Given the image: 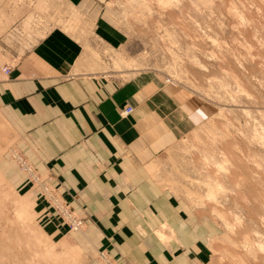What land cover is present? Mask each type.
<instances>
[{
    "label": "crops",
    "instance_id": "0c3cea01",
    "mask_svg": "<svg viewBox=\"0 0 264 264\" xmlns=\"http://www.w3.org/2000/svg\"><path fill=\"white\" fill-rule=\"evenodd\" d=\"M114 1L61 0L66 16L87 26L86 43L57 24L24 19L10 27L5 46L0 38V118L41 184L85 219L87 230L74 239L87 264H98L96 250L122 264H193L214 226L148 170L198 124V112L156 75L122 79L93 68L98 64L86 45L111 52L128 41L120 10L109 6ZM128 106L132 112L122 114ZM0 158L8 181L27 187Z\"/></svg>",
    "mask_w": 264,
    "mask_h": 264
},
{
    "label": "rangeland",
    "instance_id": "374dc122",
    "mask_svg": "<svg viewBox=\"0 0 264 264\" xmlns=\"http://www.w3.org/2000/svg\"><path fill=\"white\" fill-rule=\"evenodd\" d=\"M162 1L163 0H160L161 4H158L157 0H118L110 2V7L120 10V22L127 31L128 36L126 46H124V48L113 50L111 52L106 48L101 47L97 43L94 44L93 50H91L87 45L85 47L88 51H90L91 55L95 58V62L98 64L95 65L94 68L108 71L111 70V74H116L122 79H128L132 77V75L136 72L156 75L162 80L163 84H166L176 91H179L182 96H184L188 100H191L192 109L196 108V111L198 112V124L190 132L181 136L176 144L159 158L158 166L155 169L153 168L152 170V175L158 185L167 190L170 194H174L175 197L182 198L184 202L189 204V206L196 212V214H198L200 217L206 216V218L212 223V226H214L213 231H207L208 237L211 236V238L204 242V244L202 245V253H200V256H198L199 259L194 261L193 264H254V262L256 264H264L261 263L263 262L261 260L264 259V255L259 257L263 252L261 250V253L258 251L259 248L257 245L260 242L259 245L262 244L261 249L264 248V240H262L264 239V224L262 223L264 222V206H262L264 204V201H261L264 200V192H262L264 188H262L263 190L260 192L261 187H264V184L261 183L258 185L260 190L259 188L256 189L257 185H255L256 182L260 183L261 181H264V178H261L264 177V172L262 170L264 169V146L262 147V144L264 145V141L263 143L261 142V136H263L264 139V1L166 0L169 3L165 0L163 1L164 3H162ZM229 3L232 6L229 5ZM165 5H168L169 7H165ZM225 5L229 6L226 7ZM59 8L64 9L62 11L63 17L59 16V12L57 11L59 10ZM40 10H42V13L49 12L51 13V15H43V17H40ZM231 10L233 12L232 14H230ZM53 13H56V16H53ZM66 13L67 8L65 7L64 3L61 2V0H0V38L3 41V46H5L6 44L5 36L10 27L15 23L22 25L24 19H27V22L29 23L32 21L34 24L40 25L57 24L67 32L74 34L78 38H82L86 43V37L88 36L87 26L77 18H72L71 20L68 16H66ZM32 14L36 15L33 17L31 16ZM233 14L234 16L232 17L231 15ZM234 17L236 22L234 20ZM237 22H239V24H236ZM241 22H244L242 23V26L245 30L242 29ZM260 24L262 27L259 26ZM235 25H239V28ZM240 27L242 30L240 29ZM258 29L262 31L260 32V30ZM254 30H257L258 32H255ZM254 35H256V38H254ZM249 53L251 56L249 55ZM2 54H4V51L2 53V51L0 50V59H2ZM117 56L124 58V60L120 62L119 67L117 66V64H115V57ZM253 56H255L256 58ZM260 58L263 62L259 60ZM134 63H136L137 65ZM134 65H136V69L138 70H131L135 69L133 68ZM249 74L251 75L249 76ZM230 75H234L235 79H237V77L239 76L238 78L241 81L239 79L238 81H240V85L244 87L243 93H245L246 91L249 96L251 94L250 101L248 96V98L244 97L246 96V94L241 96L240 98L242 92H239L238 89L237 93L239 92L241 94L239 95V93H235L237 88L235 82L237 80H234V77ZM249 77L252 79H250ZM230 78L233 80H231ZM167 80H170L171 82H168ZM223 82L224 85L221 84ZM259 82H261L262 84H259ZM220 84L222 88L220 87ZM227 86L231 87L230 91V87L227 88ZM226 90L228 95L230 94L229 96L224 93L226 92ZM233 90L235 91L232 93L231 91ZM234 93L235 95H237L235 96ZM229 97H233L234 102L237 100L238 101L234 103L233 98L230 99ZM227 98H229V100ZM253 98H255V101L253 100ZM230 100H232V102ZM259 108L261 111L259 110ZM239 109H242L243 111H240ZM244 110L246 111L244 112ZM254 110H256L257 113ZM218 112L221 114H219ZM242 112H244V114H248V112H250L251 115L246 114L245 116ZM254 112L255 114L252 116ZM259 114L263 115L262 118ZM246 117H249L250 120H247L248 118ZM220 119H222L223 121ZM224 119L226 121H224ZM244 119L247 121H245ZM252 119L255 125L252 123ZM0 122V124L5 128V130L0 129L3 133H5L3 134L0 131V135H4L3 137H0V145H3L2 148L0 146V157L5 156L6 160L11 165H13L18 175L20 174L22 179L26 180L27 184V187L25 186L23 188H17L8 181L4 174L0 172V189H2L3 191L5 190V194H3V191L0 190L4 195L3 198V195L0 194L2 195V199H4L3 201L0 197V239L2 238L4 239V241L10 244L11 253H13V255H10L9 258H7L11 253H8L9 251L5 252V257L3 259H1V257L0 261L3 260L5 262H3V264H51L52 259H50L49 257V259H47L51 260L50 263L49 261H45L46 259L43 256L42 259L44 258L45 260H43L47 263L40 259L43 247L48 244L52 246H50L53 251H51L52 254L55 253L58 256L59 259L56 257V259L58 260L57 262H60L62 260L66 263L69 258L68 261H70L71 259V263L68 262L69 264H87L84 252L79 248L77 244L78 242H76L74 239V234H84L87 230L88 225L85 222V219L78 213L76 209H72L70 203L65 201L58 192H55V190L51 186H48L47 184H41L40 176L35 171L33 165L23 156V154L19 150H17V148L12 146V140L10 139V136H7L8 130L5 122L1 118ZM245 122H247V124ZM252 124L255 127L253 128L254 130L252 129ZM259 126L261 130H259ZM256 127L258 130L256 129ZM255 130L257 132H255ZM247 131L248 134L251 133L249 134L251 137L254 133L256 134H254L253 138H251L249 135H247ZM194 134L196 135V138L195 136H193ZM258 134L260 135V138ZM226 135L229 136L226 137ZM249 138H251V141L249 140ZM256 138L258 139V141H254L257 140ZM210 139H212V142L210 141ZM227 139L229 140V145L226 144L228 143V141L226 142ZM252 139H254L253 141L255 143H251ZM230 143L236 144H232V148L234 146L237 147V149L234 147L237 152H235L234 149L231 150V147H228L230 146ZM257 144L259 146H257ZM15 151L23 156V160L27 165H30L33 172L31 173L32 175L29 174L27 165L24 164L22 160L16 159V157L13 156V153H15ZM222 151L227 152L230 157L233 156L232 158L237 156L235 157V161L238 158H240L241 160V158L244 156L242 158L243 161L241 160V162L246 161V165H251L248 164V162L252 163V167H246V165L241 164L240 161V163H234V159H232L231 166L228 164L230 166V170L228 171L229 168H227V171H222V173L224 172L226 174V179L228 178L227 172L229 173L228 175H230V177L224 182L225 187L227 188L223 189L222 191H217L215 195V198L217 199H215L213 202L216 203V206L218 208L221 209L222 207V209L224 208L226 209V211L228 210L227 215L230 216V218H228L230 221L235 217H238L239 219L241 217L240 220L243 222V227L248 228V230L246 229L247 231L244 228L245 232H242L243 234H236L233 231H230L229 233V231H227L228 229L225 228V226L222 224L221 219L217 218L213 212L211 214V210L209 209L210 207L205 206H212L211 204H213L212 202L211 204L210 202L207 203V201L204 200V190H207V186H205V183L206 181L208 182L209 179L211 181L219 174L217 171L213 173L209 169L210 166L208 167V165H206L204 157H206L207 155L209 156L210 154L219 160L222 156ZM229 153L232 154L230 155ZM247 155H249L250 157ZM248 157L249 159L246 160ZM254 158L256 159V161L258 160L257 163L260 162L261 165L259 163L257 166H253V163L257 164L256 162H254ZM238 163L240 165H238ZM234 165L235 167L231 168ZM258 166H261L262 169L261 167L259 169ZM237 167L241 168L239 172L243 173L242 175L238 174L239 172L236 173L239 169ZM257 167L258 170H256ZM233 170H237L235 173L238 174L234 179L244 178L242 179L243 181L241 180L242 185L240 184V182L237 183L238 186L234 185V187H236L235 190L238 191L237 195L241 194V197L243 194V197L241 198L237 197L236 193H230V186L227 184L229 179L235 176V173L233 174ZM242 170L243 172H241ZM245 170L249 173H251L252 170L257 171L259 173L258 176H261H259L261 180L257 177L256 180H259L253 184L252 182L256 178L255 176L253 177V175H255L256 172L254 171V174L252 172L251 174L247 175V172L246 174L244 172ZM230 171H233V176H231ZM212 174H214V176ZM239 175H241L242 177ZM250 175H252L251 180L252 178H254L253 181L249 180ZM247 179L249 182L247 181ZM243 183H247L249 186H244L245 184L243 185ZM2 185L4 187H2ZM241 187L245 190H243ZM245 187H248V190ZM47 189H49L59 199V201L66 206L68 213L76 218L82 219V221L84 222L83 227L74 231L70 229L69 226H67L64 217L59 213L60 210L58 211L54 209L52 202L48 199ZM226 189H228V191ZM255 189L257 192L255 191ZM8 191H10V195H7ZM191 192H193V195ZM261 194L262 196L261 198H259V195ZM18 195L31 202L32 210L34 213L36 212L35 214L33 213V215L35 216H32L33 218L28 213L27 221L23 220L26 226L25 224H22L23 222L21 223L20 215L19 213H17V209L15 210L17 198L20 200ZM9 196L11 200L8 199ZM232 196H235L236 199ZM192 197H194V199ZM219 197L220 199H218ZM232 200L233 202H236V204H234ZM12 201L14 203H12ZM219 201L224 205H220ZM239 206L242 208H240ZM254 214L255 216H253ZM260 215L263 216V220L261 219ZM30 217L32 221H28V219L31 220ZM259 217L260 219H258ZM27 224L30 226V228L32 227L30 229V232L29 228L27 230V227H29ZM242 229L243 228H241L240 230ZM34 230L35 232H33ZM42 232L46 237L43 236ZM212 232L213 234L210 235L209 233ZM33 233H37V236ZM21 234H23L24 236ZM30 234L36 237H34L33 240H38V235L44 237L45 239L40 238L39 240H42L41 242H43V244L46 243V245L44 244L45 246L42 247V243L38 241L36 242V240V243H33V240L31 241V238L33 236H30ZM154 234L162 242L166 240V236H163L159 231H155ZM231 236L232 239H229L228 237L231 238ZM242 236L244 239L242 238ZM244 236H246V238ZM258 238H260V240H257ZM245 239L248 241L249 239L252 240L249 241V245L245 246L243 250V243ZM234 240L237 243H235ZM252 241L255 245L252 244ZM255 241H258V243H256ZM212 242H214L213 244L219 243V245L223 246L222 249L221 246H219L218 249L215 245V247L217 248L215 249L218 251L220 250L219 252L221 253L216 250H211L212 247H210L209 244ZM63 243L77 245V247L80 249L81 254L76 256L77 254L75 253L77 252L74 253L72 250L73 248H67V252L70 251L69 253H71L72 255L68 254L66 250H64L67 245L65 246ZM255 247L257 249H255ZM246 248H248V251L246 250ZM249 248H252V251L247 255V253L249 252ZM235 250L238 252V254L237 252H235ZM225 251L228 252L227 255H225ZM243 251H246L247 253ZM65 252L68 254V256H71L65 258V256H67ZM38 253H40V255ZM243 253H245L247 256H244L245 254ZM236 254L237 257L235 256L234 258L233 255ZM251 254L253 258L248 257ZM37 255L39 257H37ZM74 256L77 258L75 259ZM79 256L81 257V259L78 258ZM238 257L241 261H238ZM77 259L81 261L79 262L77 261ZM95 259H98V264H122L121 261L111 257L104 250H99L98 252L96 250Z\"/></svg>",
    "mask_w": 264,
    "mask_h": 264
},
{
    "label": "bare ground",
    "instance_id": "6f19581e",
    "mask_svg": "<svg viewBox=\"0 0 264 264\" xmlns=\"http://www.w3.org/2000/svg\"><path fill=\"white\" fill-rule=\"evenodd\" d=\"M157 1H158V4H161V3H160V0H157ZM163 1H164V0H163ZM163 1H162V3H164ZM165 1H166V0H165ZM169 1H171V0H169ZM177 1H178V0H177ZM263 1H264V0H263ZM166 2H168V1H166ZM166 2H165V3H166ZM249 2H250V1H249ZM168 3H169V2H168ZM238 3H239V2H238ZM246 4H249V3H246ZM229 5H231V4L229 3ZM229 5H227V6H229ZM160 6H161V5H160ZM167 6H168V5H165V7H167ZM225 6H226V5H225ZM227 6H226V7H227ZM231 6H232V5H231ZM247 6H250V5H247ZM251 6H252V5H251ZM253 6H254V5H253ZM161 7H162V6H161ZM168 7H169V6H168ZM255 7H256V6H255ZM256 8H257V7H256ZM228 9H229V7H228ZM230 9H233V8H230ZM254 9H255V8H254ZM257 9H258V8H257ZM163 10H164V9H163ZM258 10H259V9H258ZM228 11H229V10H228ZM257 12H258V11H257ZM232 13H233V12H232V10H231L230 14H232ZM235 14H236V13H235ZM236 15H237V14H236ZM231 16L233 17L234 14L231 15ZM234 20H235V17H234ZM234 20H232V21H234ZM238 21H239V20H238ZM235 22H236V20H235ZM239 22H240V21H239ZM239 22H237L236 24H239ZM250 22H251V20H250ZM242 23H244V22H241V26L243 25ZM245 25H246V24H245ZM233 26H234V25H233ZM235 26L239 28V25H238V26L235 25ZM246 26H247V25H246ZM259 26H261V24H260ZM244 27H245V26H244ZM251 27H252V26H251ZM261 27H262V26H261ZM247 28H248V27H247ZM259 28H260V27H259ZM234 29H235V28H234ZM240 29H241V27H240ZM242 29H244L243 26H242ZM242 29H241V30H242ZM253 29H254V28H253ZM223 30H224V29H223ZM244 30H245V29H244ZM258 30H260V29H258ZM262 30H263V28H262ZM262 30H260V32H261ZM236 31H237V29H236ZM254 31L256 32L257 30H254ZM255 32H254V33H255ZM257 32H258V31H257ZM263 32H264V31H263ZM248 34H249V33H248ZM255 34H256V33H255ZM262 35H263V34H262ZM239 36H240V35H239ZM245 36H246V34H245ZM245 36H244V37H245ZM250 36H251V34H250ZM255 36H256V35H254V38H256ZM257 37H258V36H257ZM238 43H239V42H238ZM246 43H247V42H246ZM116 54H118V53H116ZM249 55H250V53H249ZM255 55H256V54H255ZM250 56H251V55H250ZM257 56H258V55H257ZM253 57H255V56H253ZM255 58H256V57H255ZM221 59H222V58H221ZM123 60H124V58L117 56V57H115V64H117V66L119 67V66H120V65H119L120 62L123 61ZM223 60H224V59H223ZM259 60L261 61V58H260ZM262 60H263V59H262ZM131 61H132V60H131ZM224 61H225V60H224ZM263 61H264V60H263ZM263 61H261V62H263ZM133 62H134V61H133ZM133 62H132V63H133ZM254 62H255V60H254ZM134 64H136V63H134ZM223 64H225V63H223ZM257 64H258V63H257ZM136 65H137V64H136ZM136 65L133 66V68H135V69H131V70H137V69H136ZM255 66H256V65H255ZM260 66H261V64H260ZM245 67H246V66H245ZM263 67H264V66H263ZM93 68H94V67H93ZM260 70H261V69H260ZM262 73H263V72H262ZM231 74H234V73H231ZM247 75H248V74H247ZM250 75H251V74H249V76H250ZM230 76L234 77V75H230ZM237 76H238V75H237ZM238 77H239V76H238ZM238 77H237V79H235V77H234L233 79L238 81V79H239ZM227 78H228V76H227ZM249 78H250V77H249ZM230 79H231V78H230ZM233 79H231V80H233ZM250 79H252V78H250ZM227 80H228V79H227ZM239 80H240V79H239ZM245 80H246V79H245ZM256 80H257V79H256ZM167 81L169 82L170 80H167ZM174 81H175V80H174ZM228 81H229V80H228ZM237 81L235 82V83H236L235 85H236V87H237V88H236V91L233 90V91H231V92L233 93V92L235 91V93H237V89H238L239 92H242V95H240L241 93L238 92L239 95H240V98H241V96H243V95L246 94V96H244V97H246V98L249 97V101H250V96H251V94H250V96H249V94L246 93V91H245V93H243V92H244V89H243L244 87H242V86L240 85L241 83H239L241 80L238 81V82H237ZM258 81H259V80H258ZM261 81H262V80H261ZM170 82H171V81H170ZM172 82H173V81H172ZM225 82H227V81H225ZM260 83H261V82H259V84H260ZM221 84L224 85V82L221 83ZM221 84H220V87H221ZM231 84H234V83H231ZM261 84H262V83H261ZM158 85H159V84H158ZM161 85H162V84H161ZM176 86H177V85H176ZM231 86H232V85H231ZM228 87H230V86H227V88H228ZM259 87H260V86H259ZM221 88H222V87H221ZM233 88H234V85H233ZM230 89H231V87L229 88V91H230ZM248 92H249V91H248ZM215 93H216V92H215ZM220 93H221V92H220ZM224 93H226L227 96L230 95V94L228 95L227 90H226V92H224ZM232 93H231V94H232ZM235 93H234V95H235ZM238 93H237V94H238ZM260 93H261V92H260ZM237 94H236V95H237ZM247 94H248V95H247ZM263 94H264V93H263ZM222 95H223V94H222ZM232 95H233V94H232ZM236 95H235V96H236ZM239 95H238V98H239ZM214 96H215V95H214ZM216 96H218V95H216ZM220 96H221V95H220ZM225 96H226V95H225ZM235 96H234V97H235ZM247 96H248V97H247ZM229 98H230V97H229ZM229 98H227V99L229 100ZM232 98H233V97H232ZM232 98H230V99H232ZM238 98H237V99H238ZM251 98H252V97H251ZM227 99H226V100H227ZM228 100H227V101H228ZM235 100H236V98H235ZM253 100L255 101V98H253ZM260 100H261V99H260ZM219 101H220V100H219ZM223 101H224V100H223ZM230 101L232 102V100H230ZM237 101H238V100H237ZM237 101H235V102H237ZM247 101H248V100H247ZM233 102H234V98H233ZM235 102H234V103H235ZM239 102H240V101H239ZM219 103H220V102H219ZM240 103H241V102H240ZM225 104H226V103H225ZM253 104H254V103H253ZM253 104H252V105H253ZM214 105H215V104H214ZM224 107H225V106H224ZM182 109H183V108H182ZM182 109H181V110H182ZM222 109H223V108H222ZM225 109H226V108H225ZM223 110H224V109H223ZM223 110H221V111H223ZM239 110H240V109H239ZM241 110H242V109H241ZM241 110H240V111H241ZM259 110H260V108H259ZM259 110H258V112H259ZM224 111H225V110H224ZM242 111H243V110H242ZM245 111H246V110H244V112H245ZM249 111H250V110H249ZM254 111L257 113L256 110H254ZM260 111H261V110H260ZM219 112H220V111H219ZM219 112H218V113H219ZM244 112H242V113H243V115L246 116L247 113L244 114ZM255 112L252 114V116L255 114ZM219 114H221V113H219ZM249 114L251 115L250 112H248L247 115H249ZM260 114H261V113H260ZM260 114H259V115H260ZM222 115H223V114H222ZM259 115H258V116H259ZM260 116H261V118H262L263 115H260ZM246 118H248L247 120H250L249 117H246ZM255 118H256V115H255ZM261 118H259V119H261ZM220 120H222V119H220ZM220 120H219V121H220ZM244 120H245V119H244ZM247 120H245V121H247ZM222 121H223V120H222ZM224 121H226V120L224 119ZM252 121H253V119H252ZM252 121H251V122H252ZM249 122H250V121H249ZM0 123H1V122H0ZM211 123H213V122H211ZM245 123L247 124V122H245ZM252 123L254 124V121H253ZM218 124H219V122H218ZM220 124H221V123H220ZM250 124H251V123H250ZM253 124L251 125V126H252V129L255 128V127L253 126ZM0 125H1V124H0ZM210 125H211V124H210ZM213 125H214V124H213ZM254 125H255V124H254ZM2 127H3V128H2ZM212 127H214V126H212ZM261 128H262V127H261ZM0 129L5 130L4 126H2V125H1ZM256 129H257V127H256ZM253 130H254V129H253ZM253 130H252V131H253ZM257 130H258V129H257ZM259 130H261V129H260V126H259ZM0 131H1V130H0ZM1 132H2V131H1ZM249 132H250V131H249ZM253 132H254V131H253ZM253 132H252V133H253ZM255 132H257V131L255 130ZM258 132H259V131H258ZM260 132H261V131H260ZM2 133H3V132H2ZM228 133H229V131H228ZM3 134H5V133H3ZM3 134H2V135H3ZM243 134H244V133H243ZM249 134H251V133H249ZM249 134H248V131H247V135H249ZM254 134H256V133H254ZM254 134H253V135H254ZM262 134H263V133H262ZM219 135H220V134H219ZM219 135H218V136H219ZM253 135H252V137H251L250 135H249V136H250L251 138H253ZM258 135H259V134H258ZM3 136H4V135H3ZM3 136L0 135V137H3ZM5 136H6V135H5ZM7 136H8V135H7ZM193 136H195V138H196V135H195V134H194ZM197 136H198V135H197ZM206 136H207V135H206ZM224 136H225V135H224ZM227 136H229V135H226V137H227ZM226 137H225V138H226ZM230 137H231V134H230ZM243 137H244V136H243ZM261 137H262V138H261V140H262L261 142L263 143V141H264L263 136H261ZM197 138H198V137H197ZM209 138H210V137H209ZM211 138H213V137H211ZM225 138H224V139H225ZM246 138H248V137H246ZM246 138H245V139H246ZM251 138H249V140H250ZM259 138H260V135H259ZM0 139H1V138H0ZM221 139H223V138H221ZM242 139H243V138H242ZM254 139H255V137H254ZM254 139H252V142H251V143H255L254 141H258L257 138H256L257 140H254ZM249 140H247V141H249ZM253 140H254V141H253ZM0 141H1V140H0ZM3 141H4V140H3ZM210 141L212 142V139H210ZM227 141H228V143H226V144L229 145V140L227 139L226 142H227ZM244 141H245V140H244ZM250 141H251V140H250ZM211 142H210V143H211ZM231 142H232V141H231ZM259 142H260V140H259ZM239 143H240V142H239ZM247 143H248V142H247ZM221 144H222V143H221ZM232 144H233V143H230V146H228V147H231V148H232L233 145H236V144H233V145H232ZM249 144H250V143H249ZM258 144H259V143H258ZM258 144H257V146H259ZM223 145H224V143H223ZM260 145H261V143H260ZM0 146H1V145H0ZM2 146H3V145H2ZM2 146H1V148H2ZM237 146H239V145H237ZM248 146H249V145H248ZM263 146H264V145L262 144V147H263ZM234 147H235V146H234ZM234 147H233L232 149H231V148H229V149L233 150ZM235 148L237 149V147H235ZM234 150H235V149H234ZM243 150H244V149H243ZM239 151H240V150H239ZM244 151H245V150H244ZM232 152H233V151H232ZM235 152H237V150H235ZM235 152H234V153H235ZM242 152H243V151H242ZM13 154H14V153H13ZM221 154H222V156H221V158H220L219 160L216 159V157H214L213 155H210V154H209V156L207 155L206 157H204V160L206 161V165H208V167L210 166L209 169H210L213 173H215V172L217 171L218 174H219L217 177H214L211 181H210V179H209V180L207 179L208 182L206 181V183H205V184H206L205 186H207V190H206V189L204 190V191H205L204 200L207 201V203L210 202V204H211V202L213 203L215 199H217V198H215V195H216L217 191H222L223 189L227 188V187H225L224 182H225V180H227V179L230 177V175H228L229 173L227 172V176H228V178L226 179V174H225L224 172L222 173V171H223V170L225 171L227 168H229V167L231 166L232 159H234V163L237 164V162H239V161L241 162L242 158L244 157V156H243V157L241 158V160H240V158H238L239 160L236 158L237 160L235 161V157H237V156H235L234 158H232L233 156L230 157V156L227 154V152H224V151H222ZM229 154L231 155L232 153H229ZM240 154H241V153H240ZM240 154H238V155H240ZM247 154H248V153H247ZM236 155H237V154H236ZM254 155H255V154H254ZM241 156H242V155H241ZM241 156H238V157H241ZM247 156H249V155H247ZM255 156H256V155H255ZM245 157H246V156H245ZM249 157H250V156H249ZM249 157H248L246 160H248ZM251 158H252V157H251ZM20 160H21V159H20ZM260 160H261V159H260ZM242 161H243V160H242ZM249 161H250V160H249ZM257 161H258V160H257ZM257 161H256V159L254 158V162L257 163ZM240 162H239V163H240ZM239 163H238V165H240ZM259 163H260V162H259ZM259 163H257V164L253 163V166H254V165L257 166ZM24 164H25V163H24ZM228 164H229L230 166H229ZM241 164L246 165V161L241 162ZM248 164H251V165H246V167H247V166H251V167H252V163H249V162H248ZM262 164H263V163H262ZM232 165H233V164H232ZM260 165H261V163H260ZM256 166H255V168H256ZM24 167H25V166H24ZM234 167H235V165H234L233 167H231V168H234ZM244 167H245V166H244ZM246 167H245V168H246ZM258 167H259V166H258ZM258 167H257L256 170H258ZM260 167H261V166H260ZM260 167H259V169H260ZM237 168H239V167H237ZM248 168H249V167H248ZM253 168H254V167H253ZM255 168H254V169H255ZM26 169H27V168H26ZM242 169H244V168H242ZM246 169H247V168H246ZM249 169H250V168H249ZM261 169H262V167H261ZM31 170H32V169H31ZM152 170H153V167H151L148 171H151V172H152ZM207 170H208V169H207ZM229 170H230V168L228 169V171H229ZM239 170H241V168H239L238 171L236 170L237 172L234 171V170H233L234 172H233V171H232V172H233V174H234L235 172L238 173ZM250 170H251V169H250ZM262 170H263V172H264V169H262ZM200 171H201V170H200ZM226 171H227V170H226ZM254 171H255V170H252L251 173L253 172V174H254ZM260 171H261V170H260ZM230 172H231V171H230ZM232 172H231V176H233ZM241 172H243V170H242ZM244 172H245V174H246L247 171L245 170ZM255 172H256L255 175L252 174L253 177H254V176L256 177L255 179L252 178V180H251V176H252V175L249 176V177H250L249 180L253 181V179H254V181L252 182L253 184H254L256 181H258L259 179L261 180V178H264V177H261V176L259 175V176L261 177V178H260V177L258 176L259 173H258L257 171H255ZM236 173H235V176L231 177V179H229L228 183H227V182H226V183L230 186V187H229V188H230V189H229V190H230V193L233 192V194L236 193V195H237V194H238V191L235 190L236 187H234V185L238 186L237 183H239V182H240V184H241V180L244 179V178H242V179H241V178H240V179H234L238 174H241V175L243 174V173H240V172H239L238 174H236ZM251 173L247 172V175H249V174H251ZM29 174H31V173H29ZM154 174H155V173H154ZM245 174H244V175H245ZM256 174H257V175H256ZM31 175H32V174H31ZM212 175L214 176V174H212ZM215 175H216V174H215ZM241 175H239V176H241ZM1 177H2V176H1ZM241 177H242V176H241ZM243 177H244V176H243ZM257 177L259 178L258 180H256ZM203 179H204V178H203ZM237 180H240V181H237ZM242 181H243V180H242ZM244 181H245V180H244ZM247 181H248V179H247ZM245 182H246V181H245ZM248 182H249V181H248ZM263 182H264V181H263ZM263 182H262V181H261L260 183H259V182H258V183L256 182V183H255V185H257V186H256V189L259 188V186H258L259 184H261V183L264 184ZM201 183H203V182H201ZM227 184H226V185H227ZM244 184H245V183H243V185H244ZM8 185H9V184H8ZM241 185H242V184H241ZM246 185H248V184L246 183L244 186H246ZM6 186H7V185H6ZM248 186H249V185H248ZM2 187H4V186L2 185ZM7 187H8V186H7ZM9 187H10V186H9ZM231 187H233V188H231ZM242 187H243V186H242ZM242 187H241V188H242ZM254 187H255V186H254ZM238 188H239V187H238ZM241 188H240V189H241ZM245 188H246V187H245ZM262 188H264V187H261V190H260V188H259L260 192L263 190ZM49 189H50V188H49ZM242 189L245 190L244 188H242ZM246 189L248 190V187H247ZM256 189H255V191H256ZM0 190L3 191L2 189H0ZM226 190L228 191V189H226ZM237 190H238V189H237ZM259 190H258V194H259ZM1 191H0V194H2V193L5 194V192H4L5 190H4L2 193H1ZM9 192H10V191L7 192V193H8L7 195H10ZM224 192H225V191H224ZM256 192H257V191H256ZM262 192H264V190H263ZM11 193H12V192H11ZM191 193H192V195H193V192H191ZM239 193H240V192H239ZM254 193H255V192H254ZM3 194H2V195H3ZM228 194H229V193H228ZM228 194H227V195H228ZM262 194H263V193H262ZM262 194L259 195L260 197H259V196H257V197L261 198ZM2 195H0V197H1ZM192 195H191V196H192ZM196 195H197V194H196ZM225 195H226V194H225ZM240 195H241V194L237 195V197H240ZM256 195H257V194H256ZM5 196H6V195H5ZM18 196H19L20 200H19L18 198H17V201L14 200V201H16V207H15V210L17 209V213H19V215H20L21 223L23 222L22 224H25V222H24L23 220L27 221V215H28V213L31 215V217L34 216V215H33L34 212H33V210H32V204H31V202H29L28 200H26L24 197H21L20 195H18ZM201 196H203V195H201ZM12 197H13V196H12ZM12 197H11V198H12ZM195 197H196V196H195ZM232 197L235 198V196H232ZM241 197H243V194H242ZM241 197H240V198H241ZM257 197H256V198H257ZM263 197H264V194H263ZM3 198H4V195H3ZM15 198H16V197H15ZM192 198L194 199V197H192ZM1 199H2V197H1ZM8 199H10V196H9ZM199 199H200V198H199ZM218 199H220V197H219ZM221 199H222V196H221ZM223 199H226V198H223ZM232 199H233V198H232ZM235 199H236V198H235ZM242 199H243V198H242ZM262 199H263V198H262ZM2 200L4 201V199H2ZM5 200H6V197H5ZM10 200H11V199H10ZM58 200H59V199H58ZM202 200H203V199H202ZM233 200H234V199H233ZM233 200H232V202H233ZM237 200H238V199H237ZM245 200H246V197H245ZM245 200H244V201H245ZM252 200H253V199H252ZM255 200H256V199H255ZM8 201H9V200H8ZM220 201H221V200H220ZM220 201H219V202H220ZM227 201H228V200H227ZM258 201H259V200H258ZM261 201H264V200H261ZM202 202H203V201H202ZM221 202H222V201H221ZM221 202H220L219 204H220V205H224V204H221ZM12 203H14V202L12 201ZM217 203H218V202H217ZM224 203H226V202H224ZM233 203L236 204V202H233ZM261 203H263V202H261ZM244 204H245V203H244ZM248 204H249V203H248ZM248 204H247V205H248ZM14 205H15V204H14ZM211 205H212V206H210V205H205V206L210 207L209 209L211 210V214H212V212H213V213L216 215L217 218H220V219H221L222 224L225 226V228L228 229L227 231H229V233H230V231H233V232L236 233V234H237V233H238V234H241L242 232H245V231H244V228H245V227H243V222L240 220L241 217H240V219H239L238 217H235V216H234L235 218H233V219L230 221V220L228 219V218H230V216L227 215V214H228V212H227L228 210L226 211V209H224V208L222 209V207H221V209L218 208V207L216 206V203H213V204H211ZM237 205H238V204H237ZM252 205H253V204H252ZM261 205H262V204H261ZM261 205H260V206H261ZM12 206H13V205H12ZM233 206H234V205H233ZM260 206H259V207H260ZM262 206H264V204H263ZM239 207H240V206H239ZM240 208H242V207H240ZM15 210H14V211H15ZM245 210H246V209H245ZM263 210H264V209H263ZM230 211H231V210H230ZM15 213H16V212H15ZM17 213H16V214H17ZM35 213H36V212H35ZM35 213H34V214H35ZM229 213H230V212H229ZM263 213H264V212H263ZM17 215H18V214H17ZM17 215H16V216H17ZM236 215H237V214H236ZM263 215H264V214H263ZM253 216H255V214H254ZM260 216H261V215H260ZM31 217H30V219H31ZM34 217H35V216H34ZM262 217H263V216H261V219H262ZM28 218H29V217H28ZM32 218H33V217H32ZM255 218H256V217H255ZM220 219H219V220H220ZM258 219H260V217H259ZM263 219H264V218H263ZM263 219H262V220H263ZM248 220H249V219H248ZM28 221H32V219H31V220L28 219ZM263 221H264V220H263ZM33 222H34V221H33ZM26 223H27V222H26ZM262 223L264 224V222H262ZM241 224H242V226H241ZM27 225H28V224H27ZM248 225H249V224H248ZM23 226H24V225H23ZM25 226H26V224H25ZM28 226H29V225H28ZM263 226H264V225H263ZM240 227L243 228V229L240 230V229H241ZM28 228H29V232H30V231H31L30 229H31L32 227H31V228H30V226L27 227V230H28ZM33 228H34V227H33ZM237 229H238V231H237ZM246 229L248 230L247 227L245 228V230H246ZM247 230H246V231H247ZM36 231H37V230H36ZM33 232H35V230H34ZM39 232H40V231H39ZM31 233H32V232H31ZM42 233H43V232H42ZM234 233H233V234H234ZM254 233H256V232H254ZM23 234H24V232H23ZM23 234H21V235H23ZM33 234L37 236V233H33ZM38 234H41V233H38ZM227 234H228V233H227ZM233 234H232V235H233ZM242 234H243V233H242ZM246 234H247V233H246ZM31 235H32V234H30V236H31ZM244 235H245V233H244ZM23 236H24V235H23ZM32 236H33V235H32ZM38 236H39V237H38L39 239H40V238H44V237H46V236H44V233H43V236H44V237H41V235H38ZM225 236H226V235H225ZM227 236H228V235H227ZM235 236H236V235H235ZM247 236H248V235H247ZM255 236H256V235H255ZM34 237H35V236H33V237L31 238V241L34 239ZM244 237L246 238V236H244ZM260 237H262V236H260ZM35 238H36V237H35ZM38 238H37V239H38ZM228 238H229V239H232V236H231V238H230V237H228ZM242 238H243V236H242ZM250 238H251V237H250ZM1 239H2V238H1ZM1 239H0V258L2 257L1 259H3V258L5 257V255H6L5 252L9 251L8 253H11V246H10V244H9L8 242L4 241V239H2V241H1ZM39 239H38V240L35 239L36 242H37V241H38V242H41V241H42V240L40 241ZM44 239H45V238H44ZM224 239H225V237H224ZM243 239H244V238H243ZM35 240H33L32 242L34 243ZM251 240H252V239H251ZM251 240L249 239V241H251ZM257 240H260V238H258ZM262 240H264V239H262ZM45 241H46V240H45ZM232 241H233V240H232ZM232 241H231V242H232ZM234 241H235V240H234ZM241 241H242V240H241ZM249 241L246 240V239L244 240V243H243V246H244V247L241 246V247H243V250H244L245 246H248V245H249V243H250ZM253 241H254V240H253ZM253 241H252V244H254ZM36 242H35V243H36ZM228 242H229V241H228ZM255 242H256V241H255ZM261 242H262V241H261ZM41 243H42V247L46 245V243H44L45 245L43 244V242H41ZM213 243H214V242H212V243L209 244L210 247H212L211 250H216L217 248L219 249V246H221V245H219L218 242H217L218 244H213ZM235 243H237V242L235 241ZM235 243H234V244H235ZM256 243H258V241H257ZM259 243H260V242H259ZM259 243L257 244V245H258V248H259L258 251L260 252V250H261V251L264 253V251H263L264 248L261 249V248H262V244L259 245ZM63 244H64V243H63ZM263 244H264V243H263ZM33 245H35V244H33ZM64 245H65V246L67 245L66 248L64 249V250H66V252L68 251L69 248H70V249L73 248V249H72L73 252H74V253L77 252V253H75V254H77L76 256H78V255L81 254L80 249L77 247V245H74V244H73V245H70V244H68V243H67V244H64ZM209 245H208V246H209ZM215 245H216L217 248L215 247ZM217 245H218V246H217ZM241 245H242V244H241ZM254 245H255V244H254ZM254 245H252V246H254ZM50 246H51V245H48V244H47L45 247H43V251H42V253H41V258H40V259H42V256H43L46 260H45L44 258H43V259H44L45 261H49V263H50V261H51V260H48L49 258L52 259L53 264H67L68 262L71 263V262H70L71 259H70V261H68L69 258H68V260L66 261V263H65L64 261H62L61 258H60V260H61L60 262H61V263H60V262H57L58 260L56 259V257L58 258V256H57L55 253L52 254V252H53V251H52V248H51L52 246H51V247H50ZM65 246H64V247H65ZM222 247H223V246H221V249H222ZM225 247H226V246H225ZM250 247H251V245H250ZM256 247H257V246H256ZM256 247H255V249H257ZM50 248H51V249H50ZM67 248H68V249H67ZM207 248H208V247H207ZM215 248H216V249H215ZM253 248H254V247H253ZM247 249H248V248H246V250H247ZM74 250H75V251H74ZM236 250H237V249H236ZM236 250H235V252H237ZM51 251H52V252H51ZM216 251H218V250H216ZM219 251H220V250H219ZM219 251H218V252H219ZM239 251H241V250H239ZM247 251H248V250H247ZM251 251H252V248H249V252H248V253H247L246 251H243V252L247 253V255H248L249 253H251ZM66 252H65V254H67V253H68V254H71V253H69L70 251L67 252V253H66ZM71 252H72V251H71ZM222 252H223V251H222ZM225 252H226V251H225ZM225 252H224V253H225ZM43 253H44V254H43ZM219 253H221V252H219ZM227 253H228V252H226L225 255H227ZM245 253H243V254H245ZM260 253H261V252H260ZM263 253H262L260 256H259V255H258V256H259V257L263 256V255H264ZM38 254L40 255V253H38ZM68 254H67V256H65V258H66V257H69V256L72 255V254H71V255L68 256ZM101 254H102V253H101ZM237 254H238V252H237ZM237 254H236V255H233L234 258H235V256L237 257ZM243 254H242V255H243ZM252 254H253V253H252ZM252 254H251L250 256H248V257H252ZM7 255H8V254H7ZM10 255H13V253L9 254L7 258H9ZM103 255H104V254H103ZM221 255H222V254H221ZM230 255H231V254H230ZM239 255H240V253H239ZM247 255L245 254L244 256H247ZM53 256H54V258H53ZM37 257H39V256L37 255ZM48 257H49V258H48ZM72 257H73V256H72ZM74 257H75V256H74ZM239 257H240V256H239ZM239 257H238V259H239ZM242 257H243V256H242ZM47 258H48V259H47ZM76 258H77V257H75V259H76ZM78 258L81 259L80 256H79ZM231 258H232V257H231ZM252 258H253V257H252ZM43 259H42V260H43ZM58 259H59V258H58ZM238 259H237V260H238ZM247 259H248V258H247ZM257 259H258V258H257ZM4 260H5V259H4ZM44 260H43V261H44ZM64 260H65V259H64ZM72 260H73V259H72ZM97 260H98V259H97ZM243 260H244V259H243ZM254 260H255V259H254ZM1 261H2V262H1ZM1 261H0V264H1V263L3 264L4 261H3V260H1ZM45 261H44V262H45ZM52 261H51V264H52ZM77 261L80 262L81 260L77 259ZM106 261H107V260H106ZM238 261H241V260L239 259ZM246 261H247V260H246ZM261 261H263V262H261ZM261 261H260L261 263H264V259L261 260ZM54 262H55V263H54ZM72 262H73V261H72ZM257 262H258V261H257ZM4 263H5V262H4ZM45 263H47V262H45ZM69 263H68V264H69ZM75 263H76V262H75ZM103 263H104V262H103ZM109 263H110V262H109ZM238 263H239V262H238ZM258 263H259V262H258ZM72 264H73V263H72ZM101 264H102V263H101ZM250 264H251V263H250ZM254 264H256V263L254 262Z\"/></svg>",
    "mask_w": 264,
    "mask_h": 264
},
{
    "label": "built area",
    "instance_id": "2783aa9c",
    "mask_svg": "<svg viewBox=\"0 0 264 264\" xmlns=\"http://www.w3.org/2000/svg\"><path fill=\"white\" fill-rule=\"evenodd\" d=\"M2 72L4 75L9 74V72H10L9 67L2 68ZM131 112H132V108L128 106L123 110L122 114L128 115ZM13 156L16 157V159H21L24 162L23 156L20 155L18 152L15 151ZM27 167H28L29 173H33L29 164L27 165ZM32 177H34V176H32ZM47 194H48V199L52 202L54 209H56L58 211L60 210L59 213L61 214V216L64 217V220L70 229L76 231L79 228L84 226V222L82 221V219L76 218V217L72 216L70 213H68L66 206L63 203H61L58 200V198L49 189H47Z\"/></svg>",
    "mask_w": 264,
    "mask_h": 264
}]
</instances>
